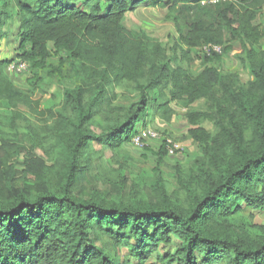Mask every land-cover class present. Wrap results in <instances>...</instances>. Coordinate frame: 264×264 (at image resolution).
Returning a JSON list of instances; mask_svg holds the SVG:
<instances>
[{
  "label": "trees",
  "instance_id": "16d2710c",
  "mask_svg": "<svg viewBox=\"0 0 264 264\" xmlns=\"http://www.w3.org/2000/svg\"><path fill=\"white\" fill-rule=\"evenodd\" d=\"M141 5L168 9L178 33L173 54L124 25ZM263 10L264 0H0V264H129L123 246L145 263L174 237L180 243L163 264H264V224L227 218L242 213L240 202L264 209ZM15 18L17 58L3 59ZM209 44L235 49L253 78L223 72L216 51L203 54L198 73L173 66L178 52L191 60ZM15 60L32 72L26 89L9 74ZM52 78L63 89L59 101L53 93L44 100ZM124 94L131 101L116 103ZM172 103L187 110V135L200 149L174 167L173 186L161 168L166 139L151 182L105 162L138 125L170 122Z\"/></svg>",
  "mask_w": 264,
  "mask_h": 264
},
{
  "label": "rangeland",
  "instance_id": "374dc122",
  "mask_svg": "<svg viewBox=\"0 0 264 264\" xmlns=\"http://www.w3.org/2000/svg\"><path fill=\"white\" fill-rule=\"evenodd\" d=\"M105 5L106 4L103 3L104 7ZM167 14L168 9L166 8L141 5L135 11L128 12L123 23L128 29L145 31L148 36L161 41L168 49V52L173 54V48L175 46L178 33L174 23L167 20ZM256 23L264 25V10L258 15ZM18 28V18L11 20L6 26L7 37L3 40L1 55L3 59L17 58L19 43ZM232 45L235 49L239 48L238 42H233ZM262 45L264 47V38L262 40ZM50 49L54 54H57L54 44H50ZM235 49L229 52H222V61L219 64L217 63V65H219V68L223 72H233L238 74L240 81L242 83H247L253 78V76L236 57L234 51ZM204 53L205 51L203 49L195 50L192 53L191 60L182 61L180 59L181 53L178 52V61L174 62L173 66L176 67L177 65H181L185 68H190L195 73H198L204 68V65L202 64V57ZM57 60L58 57L54 56L53 61L57 62ZM8 71L12 80L18 87L25 89L29 87L30 79L32 78V72L29 67L22 71H10L9 69ZM45 82L49 85L50 92L44 97V100L49 99L52 93L58 96L57 101L61 100L63 97V89L59 86L57 79H46ZM66 86L72 87L73 81H68ZM118 91L119 93H124L122 90ZM131 97L132 95L130 97L125 96V94L120 95L116 100V103L127 104L131 101ZM203 105L204 102L202 101L197 104V107L203 108ZM172 106L175 109L176 114H174L170 122H167L160 117H154L148 120L146 125H138V133L132 138V140L125 143L117 150V156L114 159L112 158V152L108 151L105 153V162L111 166H118V163L124 164L122 174L130 176L136 181L151 182L155 178V169L159 163V152L163 145V141L164 139L171 138L180 144V148L173 154L168 153L165 155L161 168L172 181L171 186H173L175 183L172 177V174L175 171L174 167L179 163L189 164L199 154L200 149L187 135L189 129L185 116L187 110L182 107H178L175 103H172ZM20 109L26 113L30 119L37 122L35 116L32 115L25 106H22ZM98 118L101 119L102 117L99 116ZM204 126L208 129H213V125L210 122H206ZM150 130L156 131L159 135L158 138H146L143 140L142 145H137L134 142V139L140 136L143 131ZM25 132V128L20 131L21 134ZM24 161V155L22 154L14 165L16 171L24 169ZM240 203L244 207L242 213L227 216L230 221L239 223L242 221L243 217H245L255 224H264V209L254 211L246 208L243 202ZM173 239L174 241L170 245L161 244L158 252L154 253L145 263H139L138 260L130 254L129 249L126 246H123L121 249V261L128 259L129 264H163L160 257L162 255L173 253L180 243L177 237H174Z\"/></svg>",
  "mask_w": 264,
  "mask_h": 264
},
{
  "label": "built area",
  "instance_id": "2783aa9c",
  "mask_svg": "<svg viewBox=\"0 0 264 264\" xmlns=\"http://www.w3.org/2000/svg\"><path fill=\"white\" fill-rule=\"evenodd\" d=\"M202 49L205 51V53L210 54L212 51H216L218 53L222 52V49L220 46H216V45H205L202 47ZM27 67H29V65L26 62H22V61H13L9 66L8 69L10 71L12 70H18V71H22L24 69H26ZM158 133L156 131H143L142 134L140 136H138L136 139H134V142L137 145H142V142L144 139L149 138V137H154V138H158ZM167 149H168V153L173 154L174 152H176L179 148H180V144L177 143L176 141H174L171 138H167Z\"/></svg>",
  "mask_w": 264,
  "mask_h": 264
}]
</instances>
